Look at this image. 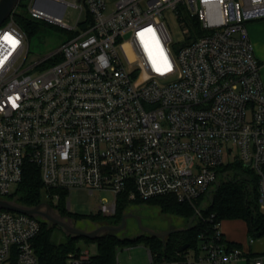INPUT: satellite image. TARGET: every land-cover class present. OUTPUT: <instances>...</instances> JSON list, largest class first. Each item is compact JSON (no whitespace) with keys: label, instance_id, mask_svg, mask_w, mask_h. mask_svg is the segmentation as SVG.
Returning <instances> with one entry per match:
<instances>
[{"label":"built area","instance_id":"obj_1","mask_svg":"<svg viewBox=\"0 0 264 264\" xmlns=\"http://www.w3.org/2000/svg\"><path fill=\"white\" fill-rule=\"evenodd\" d=\"M109 5L29 0L31 17L74 35L27 65V36L13 13L0 25V197L30 163L46 189L110 191L112 201L97 206L102 215L115 213L121 194L171 195L203 219L198 199L216 186L222 165L237 161L256 175L264 212V82L246 26L264 18V0ZM69 6L85 10L73 26L63 22ZM169 26L180 36L175 52ZM39 231L37 217L0 210V264H39ZM180 255L159 262L148 249V264L264 263L263 254L230 246L220 222ZM64 264H90V253Z\"/></svg>","mask_w":264,"mask_h":264},{"label":"trees","instance_id":"obj_2","mask_svg":"<svg viewBox=\"0 0 264 264\" xmlns=\"http://www.w3.org/2000/svg\"><path fill=\"white\" fill-rule=\"evenodd\" d=\"M17 10H23L24 15L18 13ZM15 23L26 34L30 36L38 31L41 22L39 19L31 17L27 13L26 5L20 2L13 12ZM70 33V32H69ZM74 33H70L72 37ZM245 176H244V175ZM222 175H224L222 177ZM217 184L212 192L207 207L201 209L202 218L196 216L189 229H185L176 233L165 236V240L149 236L148 234H140L134 238L117 237L114 231H108L97 238L91 240L86 237H77L65 235L62 239H57L55 228H59L43 220L40 221V231L33 240V246L38 257L39 264H64L71 254H77L82 249L78 246L79 238L85 241H94L97 244V253L90 255V264H114L115 252L119 246L136 244L142 242L153 254L157 261L179 259L184 251L189 248H195L200 234L210 235L213 232V224L221 222L225 219H240L246 224L247 232L254 237L264 235V212L261 211L257 204V177L247 170L241 162H233L231 164L222 165L219 169ZM47 192L57 193V204H53L48 200L53 209L59 215L74 219L88 217L99 224H119L127 206L131 202H145L157 205L162 212L175 214L190 220L195 213L194 206L186 201H179L174 196L163 195L156 196L146 200L136 199L129 201L125 194L117 196L116 211L111 216L101 217L100 212L93 215L71 214L62 209L61 200L66 196V190L46 189L43 187L39 176L38 168L30 163L24 165L22 179L16 185V189L10 195L3 198L13 200L23 206H34L44 202V194ZM201 198V197H200ZM199 198V199H200ZM198 199V200H199ZM213 217L210 218V215ZM60 229V228H59ZM227 241V240H226ZM188 243L189 247L182 251L176 252V248L180 244ZM230 246L241 248V244L237 242L227 241Z\"/></svg>","mask_w":264,"mask_h":264},{"label":"rangeland","instance_id":"obj_3","mask_svg":"<svg viewBox=\"0 0 264 264\" xmlns=\"http://www.w3.org/2000/svg\"><path fill=\"white\" fill-rule=\"evenodd\" d=\"M114 1L115 0L109 1L110 2L109 9L112 8V3ZM17 12L23 15L25 14L23 10H17ZM78 16L83 18L85 16V10L80 12L78 9L69 6L65 10L63 16V22L73 26ZM262 20H264V18L247 20L246 26L249 36L251 30L257 31L259 29L257 23H259ZM40 21L41 22H39L40 25L38 26V31L35 32L34 34H31L30 36L27 35L29 52L25 65L30 64L58 50L61 47V45L70 36V33L64 30L63 28L54 24H48L42 20ZM169 27H170L169 31L171 34V39L173 41L170 48L172 52H175L178 46L180 45V42H177L178 40H180V36L176 32L174 26L172 27L169 26ZM246 168L248 171L252 173V171L248 167ZM223 176L224 175H222V177ZM215 188L216 187L212 188L211 192L208 195L202 196L197 201L196 206L201 208L207 207L210 197L212 196V192L213 190H215ZM11 189L12 192H14L16 186H12ZM56 195L57 193H52L50 195V193L47 192L43 196V198L45 199L44 202H49L48 200H51L52 203L54 204L55 201L56 202L58 201V199H56ZM102 197H105L107 200L112 201L113 194L107 190L102 192L94 191L93 194H90L85 189H71L66 193V196L61 200L60 206L62 209H65L66 212L71 213L73 215L74 214H80L85 216L91 214L93 215L95 212H97V206L99 205V201ZM53 210L55 213H57L55 209ZM66 214L63 217L69 219L70 217L66 216ZM124 214H130L129 216L126 217L125 227L120 231H114L115 235L120 238L123 237L134 238L139 234H144V232L139 228L137 218L139 219L141 226L149 228L154 231H166L174 228H186L188 223L186 222V219L181 216L162 212L157 205L148 204L145 202L129 203ZM100 216L103 217L102 214ZM37 219L43 220L40 217H37ZM102 220L100 222L107 221L106 219H104V221ZM99 221L91 220L88 217L74 219V220L71 218L70 220L73 226L83 230H91L95 228L96 226L100 225ZM226 222L227 221H225V223L223 224L225 225L227 224V226L229 224H233V226L230 227L233 229V233L236 237L237 243H240L243 246L248 245L250 238L253 237L249 235V233L247 232L244 222L240 219H233V220L230 219L228 220L227 223ZM54 232L57 239H62L66 235L65 232L59 228H55ZM253 239L254 241L251 244L252 248L264 250V235L260 237H254ZM162 240H165V237ZM77 244L81 249H87L90 252V254L97 253V244L94 241H85L84 239L79 238L77 240ZM189 251L191 252L192 248H189ZM115 259L116 262H118V264H146L148 263L146 246L142 242L119 246L115 252ZM235 264H245V261L240 260Z\"/></svg>","mask_w":264,"mask_h":264},{"label":"water","instance_id":"obj_4","mask_svg":"<svg viewBox=\"0 0 264 264\" xmlns=\"http://www.w3.org/2000/svg\"><path fill=\"white\" fill-rule=\"evenodd\" d=\"M22 2L23 5H27L29 0H0V25L14 12L17 5ZM63 10V6L61 11ZM0 210H9L19 213H24L27 215L40 217L43 221L48 222L52 225L59 227L65 232L66 235L77 236V237H86L88 239H95L99 235L108 232V231H120L126 225V217L130 214H123L121 221L117 225L112 224H100L91 230H83L73 226L70 222L71 218H65L55 213L52 206L48 202H41L34 206H23L16 203L13 200L0 197ZM196 217V213L192 215L190 220L187 223L186 228H174L166 231H154L149 228L143 227L140 225V221L137 218L139 228L144 233L149 236L163 239L165 236L172 233H176L185 229H189ZM189 247L188 243L180 244L176 248V252H182Z\"/></svg>","mask_w":264,"mask_h":264},{"label":"crops","instance_id":"obj_5","mask_svg":"<svg viewBox=\"0 0 264 264\" xmlns=\"http://www.w3.org/2000/svg\"><path fill=\"white\" fill-rule=\"evenodd\" d=\"M105 1L109 2L110 0H105ZM257 26H259V29L257 31L251 30L249 37H250V40H251L252 45H253L254 54H255L256 58L258 59V61L260 63L262 79H263V82H264V20H262L259 23H257ZM228 220H230V219H225V220H222L220 222V230L222 231L223 237H224L225 240L230 241V242H237L236 237H235V235L233 233V229L231 228L233 226V224H229L228 226H227V224L226 225L223 224V223H225V221L228 222ZM233 223H235V222H233ZM244 224H245V222H244ZM245 228H246V224H245ZM241 248L245 252H250V254H252V255H259V254H263L264 255V250L253 249L252 245L250 243L248 245H245V246L241 245ZM82 250L88 251L87 249H82ZM146 250H147V259H148V248L147 247H146ZM115 262H116V259L114 260V263ZM146 264H148V263H146ZM245 264H248V261H245Z\"/></svg>","mask_w":264,"mask_h":264},{"label":"snow or ice","instance_id":"obj_6","mask_svg":"<svg viewBox=\"0 0 264 264\" xmlns=\"http://www.w3.org/2000/svg\"><path fill=\"white\" fill-rule=\"evenodd\" d=\"M148 31H151V30L149 29ZM141 36H143V33H141ZM4 39H5L6 41L12 43L13 45L15 44V41H13V40L11 39V37L5 36ZM157 70H159V69H157Z\"/></svg>","mask_w":264,"mask_h":264},{"label":"flooded vegetation","instance_id":"obj_7","mask_svg":"<svg viewBox=\"0 0 264 264\" xmlns=\"http://www.w3.org/2000/svg\"><path fill=\"white\" fill-rule=\"evenodd\" d=\"M140 235V234H139ZM138 236V235H137Z\"/></svg>","mask_w":264,"mask_h":264}]
</instances>
